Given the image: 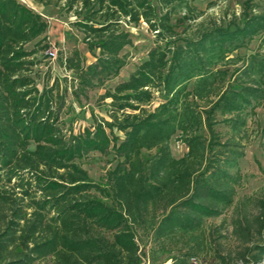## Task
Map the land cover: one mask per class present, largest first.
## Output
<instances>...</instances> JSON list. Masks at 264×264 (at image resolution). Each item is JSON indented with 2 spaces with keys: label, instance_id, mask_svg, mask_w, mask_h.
<instances>
[{
  "label": "trees",
  "instance_id": "trees-1",
  "mask_svg": "<svg viewBox=\"0 0 264 264\" xmlns=\"http://www.w3.org/2000/svg\"><path fill=\"white\" fill-rule=\"evenodd\" d=\"M155 2L65 0L94 60L77 47L60 52L68 75L45 73L39 87L47 20L0 0V264H143L141 241L169 264H264V193L235 200L247 111L264 108V9L243 0L239 15L206 21L191 0ZM140 21L154 45L98 96L109 100V119L66 135L68 95L87 99L119 74L132 42L126 25ZM256 37L258 51L232 55ZM175 134L187 147L180 157ZM262 136L264 147V128ZM91 152L113 153L104 182L79 162ZM230 208L233 247L226 219L207 223Z\"/></svg>",
  "mask_w": 264,
  "mask_h": 264
},
{
  "label": "rangeland",
  "instance_id": "rangeland-1",
  "mask_svg": "<svg viewBox=\"0 0 264 264\" xmlns=\"http://www.w3.org/2000/svg\"><path fill=\"white\" fill-rule=\"evenodd\" d=\"M31 9L39 12L48 23L46 32L44 33V42L48 43V47L40 52L37 57L40 63L35 67L37 70V84L39 87L43 85L44 74L49 73L51 78L58 77L61 79L67 72L59 65L58 55L60 52L69 53L74 47L79 48L85 57L87 63L94 60V57L87 51V47L82 41V33L79 32L73 25L76 17L66 10L64 6L65 0H59L58 4H41L33 0H19ZM243 0H191V3L199 10L203 11L200 19L206 21L214 19H223L230 17L232 13L239 15ZM258 4V9H264V0H255ZM156 5L155 0H152ZM175 21V16L171 19ZM126 29L130 32L131 44L126 46L122 53L128 55V63L120 70L116 77L109 78L103 87L93 89L89 92L87 99L77 101L72 96L68 95L66 103L60 114V126L63 132L68 135L70 132L77 133L85 127L93 125L94 119L105 118L109 119L106 111L108 109V99L104 101L98 100V96L107 88H113L115 84L127 79L128 75L135 69L136 65L146 57L147 51L154 45V34L148 29L144 21H140L136 25H126ZM182 28H176L180 31ZM261 39L254 38L247 47L241 48L232 53V55L247 56L252 52L258 51ZM33 43H30L27 48H31ZM51 81V80H50ZM161 101V98L156 96L150 108L154 107ZM247 132L250 141L244 149V156L240 160V172L242 175L241 186L237 189L235 200L243 198L245 195H253L261 197L264 193V147L262 146L263 136L262 128H264V108L256 107L254 111H247ZM223 131L225 128H221ZM114 133L120 138L123 134L114 130ZM171 154L175 157H180L185 154L187 147L185 144L177 140V134L170 139ZM91 177L96 182H104L105 172L115 166L116 160L113 158V153L101 155L98 152H91L87 156L79 160ZM232 215V208L226 210L219 217H212L207 220V223L218 224L222 219H226V229L228 238L226 245L233 247L236 242L229 235L231 226L229 221ZM141 248L144 251L143 264H169L170 261H165L167 254L158 253L152 243H146ZM34 264H50L49 260H43Z\"/></svg>",
  "mask_w": 264,
  "mask_h": 264
}]
</instances>
